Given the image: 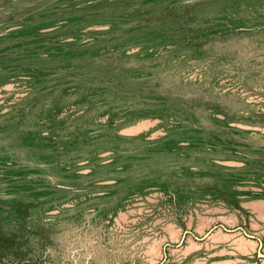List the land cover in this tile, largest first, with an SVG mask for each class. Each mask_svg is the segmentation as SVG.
<instances>
[{
	"label": "rangeland",
	"instance_id": "374dc122",
	"mask_svg": "<svg viewBox=\"0 0 264 264\" xmlns=\"http://www.w3.org/2000/svg\"><path fill=\"white\" fill-rule=\"evenodd\" d=\"M259 248L264 0H0V264Z\"/></svg>",
	"mask_w": 264,
	"mask_h": 264
},
{
	"label": "water",
	"instance_id": "95a60500",
	"mask_svg": "<svg viewBox=\"0 0 264 264\" xmlns=\"http://www.w3.org/2000/svg\"><path fill=\"white\" fill-rule=\"evenodd\" d=\"M218 227H222L224 230L228 231V232H233L235 230H242L244 232V234L250 238H255L258 240L259 244H260V247L262 246V239L257 236V235H254V234H251V233H248L247 230L240 226V227H236V228H229L228 226L224 225V224H219V225H215L213 228H211L204 236H198L196 234H194L192 231L188 230L187 232L191 233L196 239H199V240H202L204 239L205 237L209 236V234L215 229V228H218ZM259 255L260 256H263L264 257V253L261 252V249L259 248V251H258Z\"/></svg>",
	"mask_w": 264,
	"mask_h": 264
}]
</instances>
